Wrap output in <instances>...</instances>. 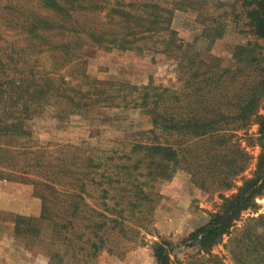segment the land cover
Segmentation results:
<instances>
[{
    "label": "trees",
    "instance_id": "16d2710c",
    "mask_svg": "<svg viewBox=\"0 0 264 264\" xmlns=\"http://www.w3.org/2000/svg\"><path fill=\"white\" fill-rule=\"evenodd\" d=\"M35 1L48 16L34 17L7 4L6 11L26 14L18 29L25 46L5 43L13 48L0 54V180L32 184L42 203L38 217L15 216V234L41 241L48 225L49 264H94L105 250L115 254V247H131L152 221L157 185L182 169L196 186L214 190L223 201L188 238L189 247H198L194 264H225L213 251L226 237L235 264H264V214L237 227L264 196V54L247 44L236 50L235 67L224 68L218 58L211 56L210 62L190 53L194 45L171 29L174 14L208 13L215 0ZM243 8L252 34L264 41V0H244ZM220 29L219 23L215 33ZM165 33L164 52L182 62V94L144 88L140 105L152 117L150 140L124 154L30 144L28 122L48 108L59 119L89 117L95 108L114 107V101L130 95L123 94L126 85L67 80L61 70L73 58L83 60L86 48L94 46L143 51L147 41ZM34 50L51 55L55 68L42 71L26 55ZM244 136L258 142L261 152L251 177L227 196L251 165ZM152 249L157 264H173L169 242H155Z\"/></svg>",
    "mask_w": 264,
    "mask_h": 264
},
{
    "label": "rangeland",
    "instance_id": "374dc122",
    "mask_svg": "<svg viewBox=\"0 0 264 264\" xmlns=\"http://www.w3.org/2000/svg\"><path fill=\"white\" fill-rule=\"evenodd\" d=\"M7 4L22 6L36 13L32 14L34 17L49 15L40 10L35 0H0V54L11 52L13 48L5 43L16 41V47L25 46L18 29L26 14L15 15L6 11ZM243 4L244 0H215L208 13L177 11L171 29L178 33L182 42L194 45L191 54L196 52L210 62L212 56L220 60L222 67L233 68L236 65L234 54L239 47L251 43L256 47V54H264V41L252 34ZM216 18L218 21L213 23ZM219 23L221 29L215 33ZM166 37L168 39L169 36L165 33L147 41L148 47L143 51L94 46L86 48L83 60L73 58L61 70L67 80L73 78L74 83H80V80L90 78L91 81L110 83L106 86L109 88L126 85L129 87L123 94L130 95L125 100L114 101V107L95 108L89 117L74 114L59 119L55 109L48 108L28 122L34 137L30 144L51 149L56 146H86L84 148L89 151L100 149L124 154L131 151L133 144L150 140L153 137L152 117L140 105L144 88H168L182 94V62L164 52ZM26 55L33 63L37 61L42 71L55 68L49 54L42 55L34 50V54L29 55L27 51ZM250 132L255 136L258 126H252ZM242 146L251 157V165L238 179L236 187L225 193L227 196L237 191L244 178L251 177L261 152L258 142L245 136ZM68 150V153L73 152V148ZM156 191L152 221L140 231L138 239L127 250L115 247V254L103 251L94 264H157L152 246L158 241L170 243L173 264H194L199 260L198 247H189L191 241L188 238L207 224L211 213L219 209L223 202L219 194L212 189H200L192 182L191 175L182 169L172 178L160 182ZM256 202L258 208L245 212L237 227H242L249 217L264 214V196ZM41 209V200L35 197L32 184L7 178L0 180V264L50 263V249L46 243L51 238V228L45 225L43 238L34 242L17 236L13 222L16 215L38 217ZM228 240L226 237L213 253L220 256L225 264H235L225 246Z\"/></svg>",
    "mask_w": 264,
    "mask_h": 264
}]
</instances>
